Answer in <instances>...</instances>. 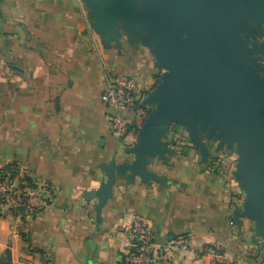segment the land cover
Segmentation results:
<instances>
[{"label": "crops", "instance_id": "1", "mask_svg": "<svg viewBox=\"0 0 264 264\" xmlns=\"http://www.w3.org/2000/svg\"><path fill=\"white\" fill-rule=\"evenodd\" d=\"M165 71L140 37L97 30L86 0L0 2V166L20 163L57 189L19 231L20 220L0 218V255L9 250L13 264H113L133 252L126 227L137 215L161 244L188 237L181 264H264L256 221L236 218L246 199L240 151L202 135L204 159L184 125L167 128L165 156H147L151 179L118 173L99 214L92 193L107 180L106 165L136 160L143 123L123 140L112 134L106 75L136 77L148 97ZM156 107L148 104V115Z\"/></svg>", "mask_w": 264, "mask_h": 264}, {"label": "water", "instance_id": "2", "mask_svg": "<svg viewBox=\"0 0 264 264\" xmlns=\"http://www.w3.org/2000/svg\"><path fill=\"white\" fill-rule=\"evenodd\" d=\"M94 27L118 39L119 29L140 37L166 71L142 103L157 107L145 118L136 160L106 165L107 180L92 193L99 214L119 172L143 180L148 155L169 152L162 140L173 123L184 125L204 159L202 135L240 151L237 179L246 192L239 217L256 221L264 237V0H86Z\"/></svg>", "mask_w": 264, "mask_h": 264}, {"label": "built area", "instance_id": "3", "mask_svg": "<svg viewBox=\"0 0 264 264\" xmlns=\"http://www.w3.org/2000/svg\"><path fill=\"white\" fill-rule=\"evenodd\" d=\"M145 99L146 91L136 77L112 73L106 75L101 100L113 112L109 116V123L117 139H125L148 116L147 108L142 106ZM56 194L57 189L52 183L36 179L26 166L20 163L0 166V218L13 216L20 220L18 231L26 217L33 218L51 205ZM126 230L133 252L113 264H181L179 253L191 248L186 235L159 243L137 215L133 216Z\"/></svg>", "mask_w": 264, "mask_h": 264}, {"label": "trees", "instance_id": "4", "mask_svg": "<svg viewBox=\"0 0 264 264\" xmlns=\"http://www.w3.org/2000/svg\"><path fill=\"white\" fill-rule=\"evenodd\" d=\"M0 264H13L11 252L9 250H7L3 255H0Z\"/></svg>", "mask_w": 264, "mask_h": 264}]
</instances>
